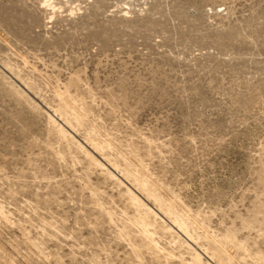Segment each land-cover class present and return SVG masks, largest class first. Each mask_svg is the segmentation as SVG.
I'll return each mask as SVG.
<instances>
[{
	"label": "rangeland",
	"instance_id": "374dc122",
	"mask_svg": "<svg viewBox=\"0 0 264 264\" xmlns=\"http://www.w3.org/2000/svg\"><path fill=\"white\" fill-rule=\"evenodd\" d=\"M0 210V264H264V0H0Z\"/></svg>",
	"mask_w": 264,
	"mask_h": 264
},
{
	"label": "bare ground",
	"instance_id": "6f19581e",
	"mask_svg": "<svg viewBox=\"0 0 264 264\" xmlns=\"http://www.w3.org/2000/svg\"><path fill=\"white\" fill-rule=\"evenodd\" d=\"M63 94H64V93H63ZM58 95H59V94H58ZM58 97H59V99H60L61 102L64 101V100L61 98L60 95H59ZM63 97H64V95H63ZM67 98H68V97H67ZM67 98L64 97V99H67ZM67 102H68V100H67ZM64 103H65V102H64ZM64 103H63V105H64ZM65 105H66V103H65ZM65 105H64V106H65ZM68 105H69V102H68ZM74 106H75V105H74ZM66 107H67V106H66ZM69 107H70V106H69ZM78 111H79V110H78ZM79 113H80V111H79ZM75 116H76L75 118H76L77 123H80L79 116H77V115H75ZM49 117H50V119H51V121H52L53 123H56V121H54V120L51 118L52 116H49ZM0 211H1V210H0Z\"/></svg>",
	"mask_w": 264,
	"mask_h": 264
}]
</instances>
